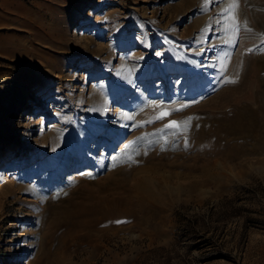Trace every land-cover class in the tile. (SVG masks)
I'll return each mask as SVG.
<instances>
[{"label":"rangeland","instance_id":"1","mask_svg":"<svg viewBox=\"0 0 264 264\" xmlns=\"http://www.w3.org/2000/svg\"><path fill=\"white\" fill-rule=\"evenodd\" d=\"M227 7L0 0V264H264V149L215 132L264 109V0L236 44Z\"/></svg>","mask_w":264,"mask_h":264},{"label":"bare ground","instance_id":"2","mask_svg":"<svg viewBox=\"0 0 264 264\" xmlns=\"http://www.w3.org/2000/svg\"><path fill=\"white\" fill-rule=\"evenodd\" d=\"M207 48H208V46H205L203 49H207ZM206 61H208V60H206ZM214 61H216V59L215 60L214 59L211 60V62H214ZM205 67L208 68L210 66H205ZM120 68H122V67H120ZM31 95H33V94H31ZM31 97L32 98H30L29 104L32 103V105H33L37 101V98H35V95H33ZM54 98L57 99V97H54ZM47 99L48 98L45 99V101H46L45 102V106H47ZM94 101H95V99H94ZM30 106L31 105H29V107ZM32 108L34 109V107H32ZM245 109H247V108H245ZM253 109H255V108H253ZM241 110L237 111L238 114H236V116H234V118L232 117L231 119H229V116H228L227 119H229V120L227 121L226 125H224L223 127H218L216 129L215 132H216V137L218 138L217 140L219 142H225L224 140H225L226 136H228V137L231 136V138H233L236 141L241 140V139H246L247 142H248V140L255 139L256 141H258V149H264V119L260 117V114H263V116H264V109H262V111H260V112H258V111L253 112L251 108H248L247 110H244V111H241ZM223 119H225V118H223ZM262 119H263V121H262ZM53 127H55V126H53ZM52 131L55 132L56 129H54ZM230 139H228V140H230ZM228 140H227V142H228ZM48 145L51 146V150L53 152V151H56V149L59 148L60 143L58 141L55 142L53 137H51V138L49 137L48 138ZM115 146H116V142L114 141L111 144V146L108 148V150L113 151L115 149ZM245 146L246 145H243V147H245ZM226 147H227L226 156L228 155L230 158H233V160L235 158H237V156H238V152L236 153L237 149L236 148H230L232 146H229V145H226ZM10 149L13 150L12 154H13L14 157L17 156V155H20V154H15V153H18V152L22 153L21 151H24V150H20V149L15 150L14 146H11ZM245 149H247V148L245 147ZM258 149H256V150L259 152ZM224 156H225V152H224ZM4 157H6V154L3 155V158ZM4 162H7V161H5L4 159L3 160L0 159V165L1 166L3 165ZM88 169L85 170L84 174L90 173V170H88Z\"/></svg>","mask_w":264,"mask_h":264},{"label":"snow or ice","instance_id":"3","mask_svg":"<svg viewBox=\"0 0 264 264\" xmlns=\"http://www.w3.org/2000/svg\"><path fill=\"white\" fill-rule=\"evenodd\" d=\"M209 3V0H204L205 9L207 8ZM238 9H239V0H228V7L225 8L222 11V15L225 17V19L222 21V23L225 26V31L230 33V39L229 43L236 44L238 43L240 33L242 31L244 32H251L252 29L248 27V22L245 20L243 22V26L240 23V20L238 18ZM261 41L264 43V33L260 34ZM253 51H262L264 52V49L256 48V49H248V52ZM238 81V76L235 79H231L226 81L227 83L235 84ZM170 115V113H163L161 116H158V119H163L164 116ZM187 123V122H184ZM170 128H176L179 129L181 127V122L173 120L170 125H168ZM126 221H117V223H125Z\"/></svg>","mask_w":264,"mask_h":264}]
</instances>
